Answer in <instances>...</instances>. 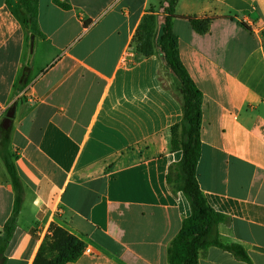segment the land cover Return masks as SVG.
Wrapping results in <instances>:
<instances>
[{"label": "crops", "instance_id": "0c3cea01", "mask_svg": "<svg viewBox=\"0 0 264 264\" xmlns=\"http://www.w3.org/2000/svg\"><path fill=\"white\" fill-rule=\"evenodd\" d=\"M67 1L38 0L32 34L17 0H0V126L15 105L8 150L21 184L5 264H32L51 224L90 248L68 264H168L190 206L166 179L182 110L160 75L178 84L158 51L142 58L132 43L149 11L161 35L167 1ZM174 14L203 94L198 186L227 218L219 240L249 259L209 247L198 264H264V0H178ZM192 18L212 19L208 32ZM15 196L0 158V233Z\"/></svg>", "mask_w": 264, "mask_h": 264}, {"label": "trees", "instance_id": "16d2710c", "mask_svg": "<svg viewBox=\"0 0 264 264\" xmlns=\"http://www.w3.org/2000/svg\"><path fill=\"white\" fill-rule=\"evenodd\" d=\"M163 8L161 35L157 15L149 11L140 20L132 39L135 51L148 58L158 51L168 70L175 77L178 86L176 91L166 88L178 99L181 105L182 118L173 125L171 132V150L181 152L180 161L168 168L167 183L173 192H181L190 206V215L183 220L181 228L172 239L167 249L168 264H198V252L217 247L231 253L238 260L249 262L245 250L237 244H224L219 240L217 226L226 222L227 218L214 211L206 202L199 189L196 167L200 158V130L202 124L203 94L190 78L183 66L179 51L178 39L172 30V20L175 18V7L178 0H166ZM24 10L20 21L24 27L30 28L32 34L37 30L38 0H17ZM52 3L68 10L67 0ZM212 19H188V22L200 35L208 32ZM9 128L0 126V158L16 194L12 215L3 225L0 233V264H5V249L10 242L15 229L16 217L19 211L21 184L9 153ZM50 234L46 235L39 245L32 264H68L76 261L84 251L85 244L75 235L62 227L51 224Z\"/></svg>", "mask_w": 264, "mask_h": 264}, {"label": "water", "instance_id": "95a60500", "mask_svg": "<svg viewBox=\"0 0 264 264\" xmlns=\"http://www.w3.org/2000/svg\"><path fill=\"white\" fill-rule=\"evenodd\" d=\"M32 45H33V39H31V49H32ZM14 109H15V105H13L11 109L7 112L5 119L1 124L2 129L7 130L10 127L12 117L14 114Z\"/></svg>", "mask_w": 264, "mask_h": 264}, {"label": "rangeland", "instance_id": "374dc122", "mask_svg": "<svg viewBox=\"0 0 264 264\" xmlns=\"http://www.w3.org/2000/svg\"><path fill=\"white\" fill-rule=\"evenodd\" d=\"M160 82L165 88H168V89L172 90L173 92L176 91V86L174 84L170 83L168 78H166L164 75H160Z\"/></svg>", "mask_w": 264, "mask_h": 264}, {"label": "built area", "instance_id": "2783aa9c", "mask_svg": "<svg viewBox=\"0 0 264 264\" xmlns=\"http://www.w3.org/2000/svg\"><path fill=\"white\" fill-rule=\"evenodd\" d=\"M89 252H90V248L88 246H85L83 253H89Z\"/></svg>", "mask_w": 264, "mask_h": 264}]
</instances>
